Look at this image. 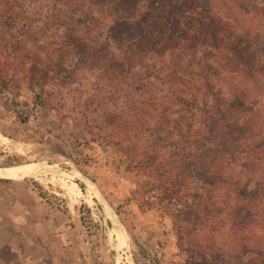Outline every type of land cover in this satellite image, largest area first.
Wrapping results in <instances>:
<instances>
[{
	"label": "rangeland",
	"instance_id": "1",
	"mask_svg": "<svg viewBox=\"0 0 264 264\" xmlns=\"http://www.w3.org/2000/svg\"><path fill=\"white\" fill-rule=\"evenodd\" d=\"M22 1L21 7L14 8L17 15L0 3V169L36 165L37 171L28 172L25 179L61 209L84 208L91 227L89 240L100 254L109 246L118 249L117 227L125 236L124 249L155 264H176L167 254L170 247L180 255L178 264L188 258L186 247L207 256L222 252L219 264L260 260L255 252H244V245L253 249L255 234L239 227L234 203H242L243 198H235L231 184L204 193L200 182L187 179L189 187L183 185L176 198H169L163 187L171 186L170 152L160 155L151 167L143 165L146 140L129 129L138 112L127 109L132 98L142 97L132 96L125 80H119L122 75L111 70L112 61L128 67L120 50L106 42L91 49L89 41L90 52L83 56L76 42L82 45L85 40L80 39L86 36L93 39L94 31L87 35L81 27L49 26L53 20L44 0ZM211 1L214 7L206 15L221 26L225 23L219 18L218 0ZM185 2L203 11L198 7L202 0ZM146 4L153 9L163 6V2ZM135 8L131 2L123 15H132ZM110 21L106 17L102 26ZM259 22L254 24L264 34ZM117 84L120 91L112 93ZM174 86L154 83L159 95ZM123 123L128 129L121 128ZM111 124H119V130ZM262 157L260 151L242 153L235 178L250 187L261 183ZM195 191L200 198H192ZM245 201L251 211L262 210L264 193ZM108 212L111 221L103 219Z\"/></svg>",
	"mask_w": 264,
	"mask_h": 264
},
{
	"label": "trees",
	"instance_id": "2",
	"mask_svg": "<svg viewBox=\"0 0 264 264\" xmlns=\"http://www.w3.org/2000/svg\"><path fill=\"white\" fill-rule=\"evenodd\" d=\"M44 1L53 20L49 26L62 25L70 30L81 27L87 35L94 31L93 39H80L85 40L82 45L74 41L80 45L81 55L90 52L86 43L89 41L91 49L106 42L124 55L128 67L112 61L111 70L122 75L119 80H125L132 96L142 97L132 98L127 109L138 112V116H132L134 121L129 129L139 131L138 136L146 140L143 165L151 167L160 155L166 157V151L170 152L171 186L163 187L166 196L176 198L183 185L189 187L187 179L200 182L204 193L231 184L235 198H243L242 203H234L239 227L252 229L255 234L253 249L244 245V252H255L261 257L252 259L250 264H262L264 207L251 211L245 199L264 193V176L261 183L250 187L239 177L236 179L235 172L240 155L248 150L260 151L264 161V34L254 24L260 19L257 24L264 28V3L218 0V11H222L219 18L225 23L219 26L206 15L214 7L211 0H202L198 6L204 12L194 10L185 0ZM130 1L137 8L132 15H123ZM146 1L163 2V6L149 8ZM139 2L146 3L138 5ZM0 3L15 15L14 8L21 7L23 1ZM182 6L185 9H178ZM106 17L111 21L102 26ZM154 81L175 86L167 94L159 95ZM119 89L117 84L112 93ZM20 119L26 121L22 115ZM111 125L119 130V124ZM124 126L125 123L123 130L128 129ZM39 194L45 198L42 191ZM200 197L196 191L192 195ZM87 211L90 212L89 208ZM82 220L91 233L85 215ZM186 250L185 264H219L224 257L218 250L208 256L190 251L189 247ZM148 264L155 262L149 260Z\"/></svg>",
	"mask_w": 264,
	"mask_h": 264
},
{
	"label": "crops",
	"instance_id": "3",
	"mask_svg": "<svg viewBox=\"0 0 264 264\" xmlns=\"http://www.w3.org/2000/svg\"><path fill=\"white\" fill-rule=\"evenodd\" d=\"M26 164L30 166L18 172L11 166L0 169V264H148L149 259L128 249L109 246L100 254L89 240L81 207L67 211L41 197L25 179L37 167ZM103 219L112 216L108 212ZM172 249L167 254L178 264L180 255Z\"/></svg>",
	"mask_w": 264,
	"mask_h": 264
},
{
	"label": "bare ground",
	"instance_id": "4",
	"mask_svg": "<svg viewBox=\"0 0 264 264\" xmlns=\"http://www.w3.org/2000/svg\"><path fill=\"white\" fill-rule=\"evenodd\" d=\"M13 144V143H12ZM21 146H22V144H21ZM19 149V148H18ZM21 152V151H20ZM30 165H27V164H21V165H18V166H11L9 169L10 170H13V171H15V172H18V171H23V170H25L26 168H28ZM31 166H32V164H31ZM70 192L71 193H73V194H75L76 193V191L74 190V188H70ZM114 233H115V235H116V243H117V246H118V248L119 249H124V247H125V243H126V241H125V236L124 235H121V234H119V233H117L116 234V230H114ZM125 250V249H124Z\"/></svg>",
	"mask_w": 264,
	"mask_h": 264
}]
</instances>
